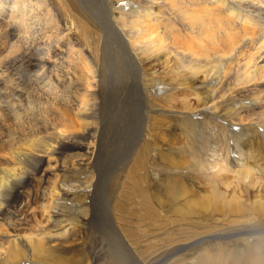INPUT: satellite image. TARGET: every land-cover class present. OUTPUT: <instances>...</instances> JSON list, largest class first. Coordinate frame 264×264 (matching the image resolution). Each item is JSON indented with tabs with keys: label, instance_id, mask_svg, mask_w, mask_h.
Instances as JSON below:
<instances>
[{
	"label": "bare ground",
	"instance_id": "1",
	"mask_svg": "<svg viewBox=\"0 0 264 264\" xmlns=\"http://www.w3.org/2000/svg\"><path fill=\"white\" fill-rule=\"evenodd\" d=\"M63 1L55 0L54 5L44 9L49 35L43 37L41 32L43 38L34 37L33 41L31 37V41L25 19V2L30 0H0V69L23 64L28 75L16 81L0 79V90L8 91L0 97V221L9 215L11 208L10 214L16 216L19 212L21 217L26 216L16 221L19 228H35L29 233L31 236L20 235L19 228L9 233L0 230V243L9 245L15 253L19 246H25L24 238H37L33 252L44 255V241L51 242L59 231L70 232L71 222L57 211L64 207L63 202L73 201L77 193L75 186L68 189L64 184L66 175L76 167L94 164L98 169L100 179L93 185L96 198L91 207L101 206L102 210L105 207V215L109 208L110 212L116 208L122 213L120 217L125 216L123 205L110 207L102 200L105 184L102 185L101 176L107 175L105 167L116 149L125 147L134 152L145 128L151 132L162 125L160 120L151 124L153 117L164 114V110L149 102L148 93L156 81L171 93L167 97L169 102L173 98L174 106L186 110L185 114L199 113L202 119L198 120L197 128L202 143L208 145L206 148L212 142L214 126L225 124L217 123L216 119L230 122L239 118L240 121L239 110L245 107L236 108L235 102H246L264 123V0L120 1L129 4L126 9L119 0ZM74 24L83 37L89 33L85 32L86 25L97 36L89 39L91 43L86 42L89 49L74 48ZM8 37L10 43L6 42ZM99 113L102 122H90ZM247 121L241 124V120L240 127L236 126L240 137L232 140L233 146L225 136L216 133L212 158L215 149L220 151L230 146L236 150L231 155L235 164L228 167L233 180L216 173V166L212 174L209 172L210 176H199L211 189L199 203L209 206L210 215L229 219L255 214L250 220L264 222V155L257 160L250 152L252 148L243 151L252 145L263 150V142L258 144L255 132L249 134L250 120L248 124ZM146 150L143 147L139 156ZM139 156L130 170L137 166ZM130 170H124L125 179ZM38 185L49 187L33 190L35 194L38 190L42 193V201L35 207L42 226L36 228V224H30L24 201L30 197L27 186ZM170 187L173 189L170 188V195L183 198L178 182L173 180ZM147 203L148 206L150 202ZM190 205L199 204L192 202L185 211L175 210L181 220L195 216ZM147 213L141 221L153 214L150 209ZM131 214L128 215H135ZM91 217L96 224L104 221L95 208ZM235 222L240 223L224 221V225L228 231H238L243 222L238 219ZM112 228L117 250L123 248L134 257L116 227ZM192 230L195 236V228ZM251 231L241 235L259 233ZM40 235L45 237L39 238ZM5 252L4 248L0 250V258Z\"/></svg>",
	"mask_w": 264,
	"mask_h": 264
},
{
	"label": "rangeland",
	"instance_id": "2",
	"mask_svg": "<svg viewBox=\"0 0 264 264\" xmlns=\"http://www.w3.org/2000/svg\"><path fill=\"white\" fill-rule=\"evenodd\" d=\"M120 1L122 0H119V2ZM54 2L55 0H30L29 3L25 2V6L27 5L25 19L29 22L26 23L29 24L28 30L31 36H28V38L30 37L29 39L31 41L32 38L34 41V37L37 38L39 36L43 38L49 35L48 28L44 24L46 22L44 9L47 5H54ZM61 2L64 1L61 0ZM120 4H122L125 9L129 6L128 3L120 2ZM65 5L66 3H64V8H66ZM53 13L56 15L55 10ZM129 15L130 14H127V17H130ZM127 20L130 21L131 18H127ZM72 28V43L76 46H74V48L76 49L81 46L80 48L89 49L87 45V43L90 42L89 39H95L97 36L87 25L85 26V32H89L87 37L82 36L75 24L72 25ZM41 32L42 34L44 33V36ZM39 37L37 39H39ZM11 41L9 37L6 40L7 43ZM31 46H34V42ZM16 66L15 68L7 67L0 69V79L6 80L10 78L16 81L23 79L24 76H28L27 70L23 64ZM2 80H0V82H2ZM3 92L8 91L0 90L1 98L3 97ZM190 93L197 94L198 92L191 91ZM148 96L151 104L164 110L163 115H152L155 117L152 118L151 124L160 120L162 125H160L158 129H153L151 132L149 128H145V131L143 130L138 141V143H141L134 149V152L125 147L116 149L113 158L108 161L107 167H105L108 169L107 175L101 176L102 185L105 184V191L104 193L101 192L100 195L101 197L104 196L102 200L108 203L110 207L114 205L122 207L123 205L125 211L123 215L125 214V216L120 217L122 213H119L116 208L111 209V212L109 208V212L105 215V207H103V211L101 206H92L100 214L101 219L104 220L102 223L97 221V225L92 219L93 217H91V213H93L94 209H92L91 205H93V199L96 198L93 197V185H95L97 178L100 179V176H97L98 169L94 164L82 165L81 168L76 167V169L71 170L70 173L66 175L68 177L63 179L65 188L66 185L68 189L76 187L77 193L74 195L73 201L63 202L64 207L59 208V212L57 211L58 214L68 218L71 222L72 228L70 232L62 234V232L59 231V234L55 233L58 237L54 240H51V242L44 241L42 244L45 252L44 255H38L33 252L35 240L37 238H24L25 246H19L18 253L13 252L9 245L0 243V250L2 248L6 249L3 257L0 258V264H113L114 261L118 264H264V232L260 231L264 229L263 221H260V223L257 219L256 221L250 220V217L252 219L253 216H256L255 214L250 217L233 216L229 219L223 216L210 215L211 209L209 206L199 203V201L205 200V195L211 191V189L207 187L205 181L199 176H210V174L213 173H211V171H215L214 167L216 166V173L228 176L229 181L233 180L229 169L230 166H233V163L235 164V162L232 161L231 155L236 150L230 146L222 148L223 151L220 149L221 152L215 149V153L219 154L218 156L214 154L215 157L212 158L214 148L213 139H215L216 133L225 136L227 140H230V144L233 146L232 140L235 141L240 137V134L237 132L240 127V121L242 120L241 124H246L248 120V124L250 120V125L248 124V129H250L249 134L253 135V132H255L256 138H259L258 144L260 143L262 145L263 142V150L260 149V147L255 145L254 147L252 145L251 147L243 148V151L246 149L250 151L252 148L253 150L250 151L252 152L251 154L259 160V157L264 155V123L261 118L255 114V111H253L246 102H235L236 104L234 103V105L236 108L245 107L239 110L241 117L240 121L239 118H234L232 121L230 120V122H228L227 119H225V121L216 119V121H218L217 123L221 122L225 124L224 126H214L212 142L209 144V147L206 148L208 145L205 146L204 143H202V139L199 136L200 130L197 128L198 120L202 119L200 115H198L199 113L193 112V114H185L186 110L183 111L180 107H176L177 105L174 106L175 102L173 98H171V102H169L167 97H171V93L167 92L166 88L162 89L161 84L157 81L155 86L152 87L151 93H148ZM146 103L145 111L148 112L149 106L148 104L146 105ZM253 119L257 122H253ZM90 122L101 123V113L95 115ZM230 124L232 125L230 126ZM193 125L196 127L193 128ZM202 131L201 129V136ZM143 147H147V150L145 153H142V156H139ZM202 148L205 149L202 150ZM256 148L260 154L256 152V150L254 152ZM197 155H199V157ZM137 156H139V162L136 167L130 170ZM216 158L218 160L221 159L222 162L219 161L220 165L217 161H214L217 160ZM222 158L224 160L227 159L224 161ZM201 163L205 165H201ZM256 163L258 164L259 162ZM192 165L193 167H191ZM195 165H197V167ZM199 169H201L202 172H200ZM124 170H130L128 174L129 177L126 179L123 176L125 174H123ZM227 172L229 173L228 175ZM201 173L204 174L201 175ZM169 180L172 182L175 180L179 183L180 189L184 193L183 198L177 199L175 196L169 194L172 183ZM120 182L123 183L124 189L121 188L122 183L120 185ZM169 182L170 186L168 185ZM27 187L28 190L26 191H29L30 197L27 198V201H24V205H26V207L28 206L26 210L30 213V224H36V228H39L42 226V222H40L39 216L37 214V216L35 215V207L42 201V193L39 190L40 188L45 190L44 188L49 186L41 187L38 185V187L36 186L35 188ZM38 188L39 190L35 194L33 190ZM136 189L138 191L134 192ZM171 190L173 189L171 188ZM220 191H222V189H220ZM131 193L139 195L137 198L141 200L138 201L137 198L134 197V194L131 195ZM262 195L264 198V193H262ZM145 199L146 201L148 199L147 202H150L148 206ZM126 201H128L127 206L130 208L129 210H126ZM192 202L199 204L196 206L190 205V210L194 211L195 216L186 217L184 220H181V215L176 213L175 210L185 211L187 205ZM141 203H143L142 206L139 205ZM149 209L153 214L148 217L149 219L146 218L141 221L142 215H147ZM8 212L9 215L0 221L2 225L0 226V230L6 233H9L12 229L19 228L16 221L26 217L25 214L21 217V215L18 214L19 212L16 213V216H14L15 214H10L12 212L11 208L8 209ZM130 212H134L135 215L130 217V215H133ZM34 217H36V219ZM237 219L243 222L241 228L239 229L238 227V231H228L229 228L224 225V221L227 223H240L235 222ZM230 220L232 222H230ZM113 226L116 227L118 234L125 241L128 248H130L134 257L126 254L123 248L117 250L118 246L112 234ZM193 228L196 230L195 236L191 234ZM19 229L21 232L20 235L31 236L29 233L31 234L35 228L23 226ZM247 229H252V231H258L259 233L251 231L252 233L248 235H241L246 233V231H248ZM52 234L54 233L52 232ZM131 235H133V237H131ZM41 237H45V235H40L39 238Z\"/></svg>",
	"mask_w": 264,
	"mask_h": 264
}]
</instances>
